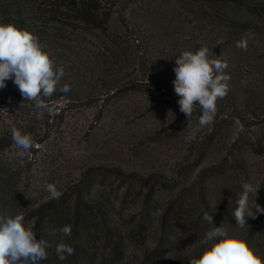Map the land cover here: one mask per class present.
Listing matches in <instances>:
<instances>
[{
	"label": "rangeland",
	"instance_id": "374dc122",
	"mask_svg": "<svg viewBox=\"0 0 264 264\" xmlns=\"http://www.w3.org/2000/svg\"><path fill=\"white\" fill-rule=\"evenodd\" d=\"M103 1V27L61 42L42 38L53 0H0V22L38 35L66 73L42 115L20 106L12 80L0 89V211L23 214L49 241L45 264H190L212 227L205 210L264 255V213L243 229L231 215L244 182L261 185L264 207V0ZM243 12L248 23L238 22ZM202 46L227 61L230 91L199 129V108L189 123L173 81L179 54ZM14 127L33 137L30 156L14 147ZM65 225L75 253L60 261Z\"/></svg>",
	"mask_w": 264,
	"mask_h": 264
},
{
	"label": "clouds",
	"instance_id": "9594fccd",
	"mask_svg": "<svg viewBox=\"0 0 264 264\" xmlns=\"http://www.w3.org/2000/svg\"><path fill=\"white\" fill-rule=\"evenodd\" d=\"M250 39L252 36L246 34L236 42V46L247 51ZM175 64L173 84L179 97V110L190 123L193 113L199 108L197 126L203 129L214 122L218 101L230 91V75L225 71L228 63L214 56L207 46H202L195 51H183ZM65 75L64 68L57 66L52 53L38 35L14 23L0 22V89L6 87L7 80H12L22 96L21 107L28 101L40 115L45 110L50 111L44 101L56 93ZM70 90L67 84L59 87V91L65 94ZM11 139L14 147L22 150L21 155H31L34 140L30 134L14 127ZM260 186L250 182L242 184L236 206L231 211L238 228L248 226V218L255 219L258 214L264 213V207L256 203ZM45 190L49 199L62 196L55 184H46ZM203 220L212 227L199 240L202 250L198 257L190 260V264H264V255L250 246L246 234L230 232L225 223L214 226L213 215L207 210L203 213ZM58 231L61 240L56 244L55 252L58 259L64 261L75 253V248L63 239L71 236L72 228L65 225ZM56 233L57 229L49 231L53 237ZM49 247V241L42 237L37 239L31 221L26 222L23 214L0 211V264H39L42 259L47 260Z\"/></svg>",
	"mask_w": 264,
	"mask_h": 264
},
{
	"label": "trees",
	"instance_id": "16d2710c",
	"mask_svg": "<svg viewBox=\"0 0 264 264\" xmlns=\"http://www.w3.org/2000/svg\"><path fill=\"white\" fill-rule=\"evenodd\" d=\"M231 1L237 6L245 3V0ZM103 2V0H53V2L47 3L48 6L44 9V13L48 15L45 16L42 38L53 36L56 38L55 41L62 42L66 40V33H71V30L75 28L84 26L103 27L107 23L109 15L107 8L103 6ZM240 21L249 22L245 12L240 14L238 22L241 23ZM49 22H53V25L48 26ZM53 203L52 200L49 205ZM41 210L43 211V207ZM47 252V260L42 259L39 264H45L50 260L51 254L49 251ZM54 257L58 258L57 256Z\"/></svg>",
	"mask_w": 264,
	"mask_h": 264
}]
</instances>
